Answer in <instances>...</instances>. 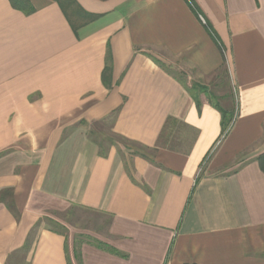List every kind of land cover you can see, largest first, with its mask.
Masks as SVG:
<instances>
[{"label":"crops","instance_id":"crops-1","mask_svg":"<svg viewBox=\"0 0 264 264\" xmlns=\"http://www.w3.org/2000/svg\"><path fill=\"white\" fill-rule=\"evenodd\" d=\"M75 1L0 0V264H264V0Z\"/></svg>","mask_w":264,"mask_h":264},{"label":"trees","instance_id":"trees-1","mask_svg":"<svg viewBox=\"0 0 264 264\" xmlns=\"http://www.w3.org/2000/svg\"><path fill=\"white\" fill-rule=\"evenodd\" d=\"M60 8L62 9L65 17L67 18L69 24L71 25L72 29L77 32L78 30L86 27L90 23L94 22L99 18V16L92 15L84 11L80 5L75 0H55ZM189 3L191 9L197 16H199L197 8L194 6L193 2L191 0H187ZM207 29L211 35V37L215 40L217 44H219L218 38L216 34L210 29V27L207 25ZM220 45V44H219ZM158 63H161L158 61ZM103 83L105 86L110 87L111 85V79H112V58L109 55L107 57V63L106 67L103 72ZM194 91H207L206 88H204L201 85H194ZM235 101H237L236 93L234 92ZM194 97V96H193ZM195 101L198 103L197 96L194 97ZM212 100L216 103L215 106L222 114V127H223V133L224 135L228 134L231 128L234 126L235 118L238 117V110L237 105L235 106L234 110L232 111H226L223 110L218 102L217 99L212 95ZM237 120V119H236ZM260 162L262 163V166L264 168V155L259 158Z\"/></svg>","mask_w":264,"mask_h":264},{"label":"rangeland","instance_id":"rangeland-1","mask_svg":"<svg viewBox=\"0 0 264 264\" xmlns=\"http://www.w3.org/2000/svg\"><path fill=\"white\" fill-rule=\"evenodd\" d=\"M101 132L103 133V136L99 137L100 140H102V138H107L109 135L108 128L104 127ZM58 217L60 220L64 221L65 224H67L70 232L76 234L77 236L79 234L101 232L103 231L102 228H104L108 222V218L102 214L78 208H74L67 214H61Z\"/></svg>","mask_w":264,"mask_h":264},{"label":"built area","instance_id":"built-area-1","mask_svg":"<svg viewBox=\"0 0 264 264\" xmlns=\"http://www.w3.org/2000/svg\"><path fill=\"white\" fill-rule=\"evenodd\" d=\"M199 20L201 21V23H202L203 25H205V26L208 25L207 22L205 21V19H204L201 15H199ZM236 119H237V118H235L234 124H235V122H236Z\"/></svg>","mask_w":264,"mask_h":264}]
</instances>
